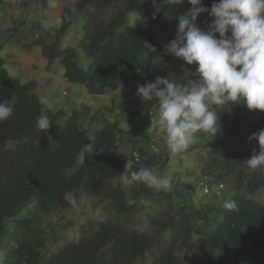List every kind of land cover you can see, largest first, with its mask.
I'll list each match as a JSON object with an SVG mask.
<instances>
[{
    "label": "trees",
    "instance_id": "obj_1",
    "mask_svg": "<svg viewBox=\"0 0 264 264\" xmlns=\"http://www.w3.org/2000/svg\"><path fill=\"white\" fill-rule=\"evenodd\" d=\"M59 1L67 3L59 26L47 29L29 17L32 5L44 12L48 0H23L19 17L0 42V53L12 42L26 54L38 51L47 70L57 62L64 80L92 97L114 94L122 87L137 90L157 76L172 79L167 64L173 67L180 58L165 54L164 45L175 34L170 36L161 21L167 18L176 33L177 17L191 7L188 0L176 8L167 0ZM212 2L203 0V5L210 8ZM4 7L0 0V11ZM210 22L207 12L197 20L202 30ZM76 23H81L82 39L77 46L65 45ZM80 53L90 62L87 69ZM5 66L0 56V100L16 102L13 115L0 122V238L7 235L9 223L18 224L22 240L13 244V264H264V170H251L244 163L253 150L260 151L249 137L264 129V112L242 104L214 106L219 131L214 137L196 134L194 148L203 150L206 158L200 174H193L194 182L185 187L183 177L191 173L168 175L172 154L166 143L156 144L140 134V129L153 128L151 120L158 118H149L147 112L141 119L134 103L116 113L108 106L53 110L41 103L36 82L23 83ZM195 67L183 64L191 73ZM188 77L181 85L198 79L194 74ZM42 109L51 122L46 132L35 126ZM94 123L101 126L95 132L88 128ZM84 144L94 148L81 164L77 154ZM127 159L135 161L136 170L149 167L172 177V189L123 183ZM200 183L224 189L198 198ZM228 200L237 208L226 209ZM150 204L159 212L134 222ZM28 205L33 214L18 220ZM88 206L94 213L109 207L117 219L85 220L78 225L77 237L63 233L67 216L84 215Z\"/></svg>",
    "mask_w": 264,
    "mask_h": 264
},
{
    "label": "clouds",
    "instance_id": "obj_2",
    "mask_svg": "<svg viewBox=\"0 0 264 264\" xmlns=\"http://www.w3.org/2000/svg\"><path fill=\"white\" fill-rule=\"evenodd\" d=\"M183 3L167 0L174 8ZM188 3L191 7L177 17L175 38L164 45V51L186 65L194 64L195 73L185 69V76L194 74L198 79L181 85L157 76L153 82L137 86V95L151 102L158 113L151 125L165 134L166 147L173 155L185 153L197 133L213 137L218 133V111L214 106L242 104L249 110L264 112V0H213L210 8L203 5V0ZM205 12L211 22L207 30H202L197 20ZM15 102L14 98L0 100V122L13 115ZM35 126L40 132L48 131L51 122L47 110H41ZM249 140L257 141L260 151L257 154L253 150L244 163L251 170H264V129L253 133ZM93 148L84 144L77 154L78 162L85 164ZM134 165L133 159L126 160L121 173L123 183L142 182L158 191L172 189V177L158 175L149 167L136 170ZM223 206L237 208L234 200L225 201Z\"/></svg>",
    "mask_w": 264,
    "mask_h": 264
},
{
    "label": "rangeland",
    "instance_id": "obj_3",
    "mask_svg": "<svg viewBox=\"0 0 264 264\" xmlns=\"http://www.w3.org/2000/svg\"><path fill=\"white\" fill-rule=\"evenodd\" d=\"M5 7L3 11H0V42L3 41L7 36V29L12 27V20L17 19L23 8V0H3ZM36 1V0H34ZM76 0H69L70 3H74ZM67 3L59 0H48V9L46 11L41 10V6L37 4L32 5L30 10L29 20L38 21L42 27L50 29L52 27L59 26V20L57 18V11L60 10ZM39 5V4H38ZM81 23H76L72 30L69 32L65 39V45L77 46L79 40L82 39V32L80 29ZM161 25L166 29L170 36H174L175 32L170 24V21L165 18L161 21ZM155 36L162 40V35L154 28H151ZM30 37L31 35L28 34ZM28 36V37H29ZM29 37V38H30ZM0 56L6 61V69L9 75L21 80L23 83L36 82V92L40 94L42 100L47 101V105L51 108L59 109L62 106H66L67 109L71 110L75 108L80 109L83 105H87L92 109H96L101 106H108L112 113H116L118 109L127 107L126 103H134V110L140 114L141 119H146L147 112L149 109L150 102H144L137 95V90H130L122 87L119 91L114 94H108L102 97L89 96L85 90L79 88L76 85L67 83L63 78V71L59 67L58 63L55 62L48 70L47 63L42 60L38 51H34L32 54H26L22 49L15 43L12 42L8 47L0 53ZM82 53H80V59L82 58L83 68L87 69L90 62L86 60ZM185 62L182 59H176L173 63V67L167 70L168 76L174 80H178V84H182V80L186 78L185 69L183 64ZM188 77V76H187ZM189 78V77H188ZM192 79V78H191ZM117 100V102H116ZM128 108V107H127ZM88 126V125H87ZM99 123H94L92 126H88L93 132L100 128ZM141 135H149L152 142L162 145L165 144V134L153 126L149 129H140ZM198 142L195 137L194 142L190 145L189 149L181 155H171V163L169 165L168 175L172 176L176 172L191 173L189 176H184L182 183L185 187L190 185L195 180L193 174H200L202 165L206 158V153L200 148H194ZM166 146V145H165ZM195 195L200 198L202 196L201 190L196 188ZM149 210L144 211L140 216L134 217L133 221H144L147 217L154 216L160 210L155 204H150ZM84 215H76L70 213L67 216V220L63 221L64 228L66 229L63 233H69L70 236L77 237V230L79 224H86L85 220L92 219L98 221H114L117 219L115 212L109 207L99 208L95 213L91 207L88 206ZM33 214L32 205L24 210V212L17 218L21 219L30 217ZM70 221L75 225L71 227L68 223ZM18 224L11 222L7 227V235L0 238V263L1 264H13L11 259V252L13 244L16 241H21V235L17 233ZM76 233V234H75ZM50 253H54V249H49Z\"/></svg>",
    "mask_w": 264,
    "mask_h": 264
},
{
    "label": "built area",
    "instance_id": "obj_4",
    "mask_svg": "<svg viewBox=\"0 0 264 264\" xmlns=\"http://www.w3.org/2000/svg\"><path fill=\"white\" fill-rule=\"evenodd\" d=\"M176 57H173V60ZM168 68L171 67L170 63L167 64ZM148 117L151 119H154L155 117L158 118V113H156V110L153 108L152 109V103L150 102L149 109H148ZM199 188L201 190L202 195H210L213 192H219L224 189L222 185L220 186H208L204 183L199 184Z\"/></svg>",
    "mask_w": 264,
    "mask_h": 264
},
{
    "label": "crops",
    "instance_id": "obj_5",
    "mask_svg": "<svg viewBox=\"0 0 264 264\" xmlns=\"http://www.w3.org/2000/svg\"><path fill=\"white\" fill-rule=\"evenodd\" d=\"M64 6H65V5H64ZM64 6H63V7H64ZM63 7H62V8H63ZM62 8H60V10L57 11L58 14H57V18L55 19V21H56L57 19L60 20V16H61Z\"/></svg>",
    "mask_w": 264,
    "mask_h": 264
},
{
    "label": "bare ground",
    "instance_id": "obj_6",
    "mask_svg": "<svg viewBox=\"0 0 264 264\" xmlns=\"http://www.w3.org/2000/svg\"><path fill=\"white\" fill-rule=\"evenodd\" d=\"M202 196H204V195H202Z\"/></svg>",
    "mask_w": 264,
    "mask_h": 264
}]
</instances>
